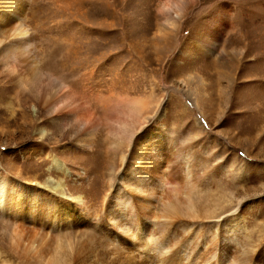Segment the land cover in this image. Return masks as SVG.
<instances>
[{
  "label": "bare ground",
  "instance_id": "bare-ground-1",
  "mask_svg": "<svg viewBox=\"0 0 264 264\" xmlns=\"http://www.w3.org/2000/svg\"><path fill=\"white\" fill-rule=\"evenodd\" d=\"M41 1L40 7L46 10L44 15L50 16L43 18L45 25L50 26L54 17L58 18L54 25L63 18L68 23L67 36L63 39L67 54L85 56L75 66L76 70H87V75L92 77L95 63L109 55L121 28L125 34L120 37L122 43L124 40L131 47L132 35L126 28L131 18L124 6L118 11L111 0ZM192 1H165L159 10L163 17L157 29L159 37L178 30L184 10ZM30 2L0 0V67L8 76L6 79L16 86L18 98L29 101L33 111L43 112L45 117L38 122L25 117V112L19 113L22 110L11 105L14 87L2 85V129L13 127L21 135L41 125L37 132L39 142L63 146L65 142L60 139H48L58 132L77 149L94 142L102 129L103 145L91 149L88 155L68 150L79 159L75 167H69L53 150H46L54 166L51 174H72L74 168L82 169L84 175L91 174L86 183L89 192L83 187L65 190L60 182L39 181L35 168L33 182H22L8 172H0V220L7 223L0 233V242L32 264H256L254 261L264 253V248L259 246L263 230H256L255 237L251 235L246 217L238 213L241 200L234 198L224 178L232 182L240 177L247 179L249 167H227L219 150L213 151L204 143L197 126L186 136L174 138L175 131L160 123L165 111L159 98L123 94L95 100L90 97L94 88L85 92L88 98L63 79L43 72L32 54L34 28L20 21ZM223 15L220 13L205 33L190 37L196 43L187 48L190 61L205 59L221 28L231 25L223 20ZM116 22L121 26L117 27ZM239 28L233 33L231 43L237 45L235 49L243 59L252 47H260V40L257 33L245 35ZM254 36L256 44L250 49ZM95 40L101 46L96 54L98 61L94 63L89 46ZM62 48L57 47L53 54ZM163 59L164 55L158 56L157 64ZM239 60L240 57L235 61V70L240 68ZM250 60L256 69L254 78L260 79L264 71L259 67L260 58ZM217 73L218 79L227 78L224 72ZM241 77L235 71L228 80L233 82ZM202 81L199 75L189 74L173 85L199 109L204 107L202 101L203 105L199 103L197 91L204 85ZM226 88L229 95L231 89ZM90 101L97 105L93 107ZM252 118L251 129H237L232 134L241 137L250 131L255 134L251 140L258 138L259 118L257 115ZM114 158L118 160L116 165ZM65 233L71 236L62 235ZM0 262L18 264L3 256L1 250Z\"/></svg>",
  "mask_w": 264,
  "mask_h": 264
},
{
  "label": "rangeland",
  "instance_id": "rangeland-1",
  "mask_svg": "<svg viewBox=\"0 0 264 264\" xmlns=\"http://www.w3.org/2000/svg\"><path fill=\"white\" fill-rule=\"evenodd\" d=\"M40 1L31 0L25 6L20 21L28 27L34 28L31 32L34 45L32 54L39 61L42 71L63 79L78 93L82 92L86 96L88 94L85 92L94 88L90 97H95V100H108L123 94L130 96L150 95L152 98L154 97L153 99L159 98L164 103L165 112L163 111L164 115L161 117V122H158L163 123L167 129L175 131L174 138L186 136L187 133L195 131L197 126L204 143L213 151L219 150L227 167H249L247 179L240 177L232 182L226 176L224 178L226 185L234 192V198L241 200L238 213L246 217L247 225L252 229L251 235L255 237L256 230H263L259 246L264 248V71L260 73V79H255L256 69H253L252 65L254 64L250 60L260 58L259 67L264 69V0H193L184 10L178 30L161 37L157 34L159 23L163 21L159 10L166 0H115L116 3L111 0L112 5L116 4V10L120 11L124 6L129 11L127 16L131 18V21L126 28L130 31L128 34L132 35L131 47L124 40V44L122 43L120 37H124L125 34L121 28L120 31H117L119 35L109 55L106 59L103 58L99 63H95L98 61L96 54L100 51L99 47L101 46L99 40H95L89 46L93 52L91 57L95 63L92 77L87 75V70L75 69V66L79 65L78 63H81L85 56L70 57L65 51L66 44L63 39L67 36L66 25H68L65 18L60 24L54 25L52 23L56 24V19H58L54 17L53 22L49 24L50 26L46 24L48 26L46 29L43 18L50 16L44 15L46 10L40 7L42 3ZM226 6L230 8L229 11ZM38 7L39 10H37ZM49 9L47 6V10ZM220 13H224L223 20L231 23V25L221 28L205 59L190 61L189 58L192 57L187 48L195 42L189 40L190 37L205 33L208 26L216 20ZM120 26V24L117 25V27ZM237 28L240 29V32L245 31V35L249 33L258 34L257 38L259 36L260 40V47L257 45V48L252 47V49L254 48L252 50L250 46L256 44L253 41L256 37H253L248 46L252 54L248 52L243 59H241L240 54L238 55L237 45L232 44L233 33ZM95 37L93 36V39ZM103 40L105 41V39ZM111 41L114 42L113 39ZM81 44L86 46L84 42ZM153 44L156 48H153ZM59 46L63 48L53 54ZM114 53L117 54L114 56ZM163 55V61L157 64V57ZM239 57V64L241 62L243 64L241 63L239 70H235V61ZM140 61L147 62V65H142ZM141 65L148 66V71ZM217 71L224 72L227 78L218 79ZM235 71L242 77L232 82L228 78L230 79L235 75ZM2 73L0 67V86H13L6 79L8 76ZM150 74H153L154 77ZM189 74H197L203 80L204 85L197 91L200 97L199 103L201 105H203L202 102L204 103V107H199L204 112L192 105L182 91L173 85L176 80L185 78ZM226 86L231 89L229 95L226 94ZM13 87L12 95L14 97L11 99L13 101L11 105L22 110L19 113H27L25 117L29 120L42 121L45 117L43 112H34L31 103L18 98L17 88L16 86ZM90 103L93 107L97 105L95 101H90ZM243 103H247V105L242 108ZM253 115H257L260 122V124L258 122L260 130L258 138L251 140L255 134L250 133V131L247 132V135L241 134V137L232 134L237 129H251ZM219 122H222L223 125ZM39 127L41 128V125L19 135L14 132V129H11L13 127L2 129L0 123V172H8L12 177L22 182H33L31 176L34 174L35 168L37 171L35 176L38 177L39 181L46 179V181L55 184L60 182L65 190L83 187L85 191L89 192L87 181L91 179V174L84 175L80 168H74L72 174L70 172L62 173L59 176L51 174L50 171L54 169V166L47 152L53 150L61 160L66 161L68 165L70 164L69 167H75L79 159H75V155L68 150L88 155L91 149L100 148L103 145L104 130L101 129V133L99 131L94 142L87 147L77 149L72 142H68L64 135L58 132L51 134L48 139L50 141L60 139L58 141L65 142L63 146L59 143L52 145L45 141V143L39 142L40 138L37 137ZM48 139L46 140L49 141ZM113 162L115 165L118 164L116 158L113 159ZM24 163L26 164L24 165ZM82 175L85 177L82 178ZM79 176L81 177L79 178ZM95 207L97 208V206ZM6 227V221L0 220V233ZM86 230H91V228ZM62 235L71 236L67 233ZM0 250L2 255L11 261L18 264H32L22 256L18 257V254H15L1 242ZM254 263L264 264V253Z\"/></svg>",
  "mask_w": 264,
  "mask_h": 264
}]
</instances>
